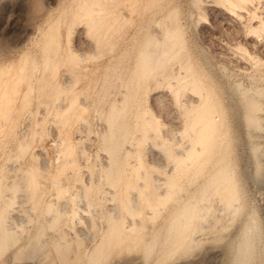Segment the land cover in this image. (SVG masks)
<instances>
[{"label":"rangeland","instance_id":"obj_1","mask_svg":"<svg viewBox=\"0 0 264 264\" xmlns=\"http://www.w3.org/2000/svg\"><path fill=\"white\" fill-rule=\"evenodd\" d=\"M82 1L29 0L24 14L26 19H29L26 20L28 24L33 27L30 38L24 43L25 46L19 43L16 36V40L14 38L9 40V48L17 45L16 52L28 51L29 56L34 60L32 66H35L36 71H33V67L29 70L32 90L30 88L27 102L22 107L16 106V115L10 124L4 120L0 121V140L2 139L0 141V223L6 227L13 226L15 236L17 233L20 235L16 236L14 243L16 246L13 247L20 246L32 237L37 229L38 238L45 240L46 246L44 245L43 248L45 252L42 250V253L30 257L26 262H23L24 258L21 255H19L21 259L19 256L12 258L11 248L0 250V264H16L15 260L19 264H87V254L102 239L109 218L116 220L117 226L127 227L126 225L134 224L144 215L145 219L144 217V220L142 219L145 222H143L144 226L141 222L138 232H142L139 234L140 240L137 243L135 241V245L127 246L129 240L126 239L124 249L119 244L113 247L109 255L104 254L101 257L104 259L96 263L130 264L134 257H143L141 242L149 240L155 230L158 231L157 237L161 241L163 227L170 218L168 216H171L175 209L180 208L183 202L190 201H194L195 207L189 235L193 236L191 239L196 237L201 239L190 249L180 247L169 251V254L167 252L165 258L158 264H209L212 246L222 243L234 234L240 220L245 218L253 217L257 221L263 243L264 177L261 182L263 187L253 181L255 161L249 147L252 144L258 146L256 156L258 161L260 160L261 169L263 167L261 173L264 176V89H262L264 88V27L256 28L257 21L253 18L252 21L248 16L251 18L250 12L255 11L258 17L264 18V0H256L259 2H257V11L252 4H249L252 7L246 4V9H242L244 11L241 10L240 14L223 10L221 0H106V2L98 0L99 13L103 10V6H106L105 13L100 16L108 20L102 22L103 28L101 26L99 31L94 33L86 32L82 19L74 16L76 10L80 11L78 5ZM12 2H14V12H17L21 8V0H12ZM253 2L256 3L255 0ZM105 3L106 5H103ZM8 8L9 6L0 7V26L8 19ZM108 23L112 26L108 27L110 26ZM169 27L177 31L171 36L172 39L170 37L175 43H172L170 50L158 64H153L155 66L153 69L152 66L150 67L151 74L148 71L146 77H143L144 74L135 77L137 72L134 71L139 63L138 60L140 61L138 54L146 46L145 44L143 46L145 37L152 35V40L153 37L158 36L164 39L162 37ZM100 30L103 38L96 35L100 34ZM104 31L106 35L103 34ZM51 32L55 35L54 41L56 45L58 43L59 48L55 52L48 51V55L57 60L50 74L48 68L46 71L47 77L56 82V88H60L59 85L61 87L67 85L60 88L59 92L57 89L55 91V88L51 89V84L49 83V86L47 83L48 78L47 81L46 78L45 80L39 78L44 71L40 66L43 56L42 44ZM161 39H158L160 43L157 48L152 46L156 53L162 50L164 41L161 42ZM166 40H168L165 41L166 44L171 42L169 39ZM151 42L153 41H150V45L145 48L150 46L151 49ZM69 51H73L74 58H77V60L72 58L71 63ZM246 53L252 55L253 59ZM67 56L68 60L63 61ZM153 61L155 62V58ZM35 63H38L39 68ZM192 77L199 78L201 84L212 89L213 99H218L217 102L222 106L225 118L221 127H226L230 138L224 162L237 186L238 199L233 203L241 204L240 212L235 215L231 213V206L226 207L223 204L214 185L208 187L206 185L207 176L218 166L211 160L200 164L196 170L194 163H188L182 170H176L175 175H178L173 185L164 179L162 181V176H166L174 165L175 153L181 152L189 143V135L180 132V125L186 119L183 113L186 102L197 99L189 89ZM253 85V90L247 93L258 99L261 105V109L258 110L259 127L256 129L246 127L238 117L236 112L238 113L240 106L234 100L239 89ZM255 88L262 90L257 92ZM59 106L66 109V112L65 109L62 111V115L55 112ZM111 106L118 108L115 107V113L113 112V118L116 120L113 119L109 123L107 121ZM150 116L155 118L156 127L163 135V141L158 142L159 144L154 143L155 141L149 137L151 131L146 120ZM119 117L123 120H121L122 137L114 164L120 165L121 179L112 185L106 178L105 166L108 159L106 160V150L102 146V141L104 134L115 127ZM36 127L38 128L35 129ZM76 137L78 141H75ZM66 144L77 155L78 162L60 164L59 149ZM228 155L229 157L225 158ZM149 161L156 164L152 172L158 175L156 182L160 195L164 189L168 192L174 187L175 189L174 192L170 191L160 196L161 201L157 200L155 203V213H151L155 211L153 207L142 205L144 211L140 207L141 216L137 218L134 217L136 215L129 214L126 199L132 200L137 205L140 204L137 190L140 184L139 173L147 163H150ZM34 165L42 169L44 175L41 176L43 180L39 177L43 184L39 183L37 187L40 190L37 197L38 204L35 203L37 200L31 201L32 197L30 198L28 192H25L27 190L21 186H18V189L11 187L15 179H18L25 170L34 168ZM198 169L202 170L201 173ZM126 179L134 183L123 184ZM159 179L162 181L161 184L158 182ZM201 210L209 217L208 220L207 216L205 218L202 215ZM50 216L54 217L51 222L48 221ZM214 217H217L216 226L214 225L216 221L212 219ZM223 224L225 227L220 230L219 240L204 239L210 236L215 228H222L223 226L219 225ZM51 236L55 240H61L68 247L74 246L68 254H71L69 262L63 263L59 260L54 245L50 244ZM220 238H223L222 241ZM262 243L258 247L259 251L254 249L247 264H264ZM157 246H154L149 254V251L145 253L144 264H156L161 252V250L157 251ZM60 247L62 244L59 245ZM221 264L230 263L226 257H223Z\"/></svg>","mask_w":264,"mask_h":264},{"label":"bare ground","instance_id":"obj_2","mask_svg":"<svg viewBox=\"0 0 264 264\" xmlns=\"http://www.w3.org/2000/svg\"><path fill=\"white\" fill-rule=\"evenodd\" d=\"M28 1L29 0H21V3H20L21 8L19 10H17V12H14V10H15V9H13L14 8L13 7L14 2H12V0H0V7L9 6V8L7 9V12L9 15L8 19L4 25L0 26V121L2 122V120H4V121L8 122L9 124L14 120V115H16L15 114L16 106L18 105V106L22 107L27 102L28 94H30V92H29L30 88L32 90V87L30 86V84H31L30 83V80H31L30 76L31 75H29L30 74L29 70L31 67H33L32 61H34V60L31 59L27 50H21L20 52H16L15 47L17 45H14L11 43V45H14V46H10L11 48H9V46H8L10 39L14 38L16 40L15 36L17 37L19 43L22 44L23 46H25L24 43L26 41H28L30 38V33L33 30L32 29L33 27H31L30 23L28 24L27 21L29 19H26V15H25L26 10H24L26 8V5H28L27 4ZM253 1L254 0H221L220 3H221V8L223 7L222 8L223 10L230 12V13L240 14V11L242 9H244V10L246 9L245 8L246 4L250 7L254 6L253 7L254 10L256 9V11H257V8H258L257 2L258 1L255 0L256 3H254ZM97 2H98V0H83L81 2V4L78 5L80 7V11L76 10V12L74 14V16H77V19H78V17L82 19L86 32L91 31L94 33L95 31L97 32V30L99 31V29L103 25L102 22L105 23L106 20H108L107 18H106V20H104L105 18L102 19V17L100 16V14H102L103 12L105 13L106 10L104 11V8L106 6H103V10L101 11V13H99V7L97 6ZM104 2H106V0ZM249 4H252V6ZM103 5H106V3ZM259 6H260V4H259ZM253 8H251V9H253ZM107 9H109V8H107ZM244 10H242V11H244ZM248 11L249 10H247V12ZM108 12H106V14ZM245 14H247V13H245ZM245 14H244V16L246 17ZM250 15H251V18H250V16L247 15L249 17V19L252 20V18H253V20L255 19V21H257L256 28L260 29V28L264 27V18L263 17H258L257 13H255V11L250 12ZM242 16H243V14H242ZM27 18H28V16H27ZM246 19H247V17H246ZM251 20H250V22H251ZM109 23H111V22L109 21ZM109 23H108V25H110ZM112 24H113V21H112ZM111 26L112 25H110L108 27H111ZM102 28H103V26H102ZM252 30H254V29H252ZM110 31H112V30H110ZM101 32H102V30H100V34L98 33L96 35H99L101 37L102 36ZM176 32L177 31L173 27L167 28V30L164 34L165 36L162 37L165 40L161 39L159 36L157 38L153 37V40L151 37L152 35L145 37V39H144L145 41L143 43V46L145 44L146 45L145 47H147L148 45H150L149 44L150 41H153V42H151V49H149L150 46H149V48L144 47L143 51H141L138 54L140 61L138 60L139 63L135 68L136 70L134 71V72H137L136 73L137 75L135 74V77L136 76L139 77V75L141 77L143 74H144L143 77L145 75L147 76L148 71L153 69V67H155V66H153V64L154 65L158 64L161 61V59L165 56V54L170 50L172 43H175L174 41L171 40L172 39L171 36L175 35ZM90 33H88V34H90ZM93 33H92V35H93ZM103 34H105V31L103 32ZM54 36L55 35H53L52 32L48 33V36H47L45 42H43L44 44H42L43 47L41 46L43 56L41 57L42 63L40 66H41L42 70H44V71H42L43 73H41L39 78L44 79V80L46 78V81L48 78L47 83L51 84V86H52L51 89L55 88V91L58 90L57 92H59L60 88H63L66 84L64 83L65 85L63 87H61V85H59L60 88L59 87L56 88L55 87L56 82H54V80L52 81L49 77H47V71H46V69L48 68L49 69V70L47 69L49 71L48 74H50L52 67L54 66V64L57 60V59H55V57L53 58V57H50L48 55L49 54L48 51L52 50L53 52H55V51H57V48H59L57 46L58 43L56 45V42L54 41L55 40ZM99 36H98V38H99ZM170 37H171V39H170ZM102 38H103V36H102ZM158 39L159 40L161 39V42L164 41V43H163L162 50L160 52L156 53L154 48H157L156 46L159 45L158 43H160V41ZM166 39H169V41L171 40V42L170 43L168 42V44H166L167 42L165 43V41H168ZM176 41L178 42V40H176ZM152 43H153V45H152ZM237 46L239 48H241L240 45H237ZM6 47H8V48L6 49ZM13 51H14V53H13ZM240 51H242V50H240ZM69 54H68V56L71 58L69 61L71 63V60H72V58H74L75 55H74L73 51H69ZM68 56L66 59L64 58L63 61L68 60V58H69ZM247 56H250V54L249 55L247 54ZM251 56H250V58H251ZM79 57H80V54H79ZM153 58H155V62L153 61ZM243 58H245V57H243ZM251 59H253V58H251ZM74 60H77V58L76 59L74 58ZM255 60L260 61L257 58H255ZM151 66H152V68L150 69ZM183 66H184V64H183ZM34 67H33V71L35 70ZM38 68H39V66H38ZM151 71H149V74H151L150 73ZM170 74L168 73V75H170ZM40 79H38V80H40ZM44 80H42V81H44ZM199 80L200 79L196 78V77H192L190 79L189 89L192 92L191 94L194 93L196 95L197 99L195 98V101L190 99V101L186 102L185 107H184V112H183L186 115V119L182 122V125H180L181 126L180 132H185V134L189 135V143L188 144L186 143L187 145H185V147H183V145H182L183 148H182L181 152L175 153V155H174L175 156V160H174L175 162H174L173 167L170 168V170L168 169L169 170L168 174L166 173L167 175L162 176L163 178L160 177V179L162 178V181L164 179V181L171 183V185H173L172 183H176L175 177L178 175V174L175 175L176 170L177 171L182 170L183 168H185L188 165V163L189 164L194 163L195 164L194 167H196L195 168V170H196L200 166V164H203L206 161L211 160V162L215 163L218 166L216 167V169L213 172H211L209 174V176H207V183H206V180H205V183H206L207 187L209 185L210 186L214 185V189L220 195L221 199L223 200V204L226 207L231 206V213L233 215H235V214L240 212L241 204L240 203H233V201L236 202L238 199L237 186H236V183L233 181L231 174L229 173V170L227 169V166L224 162L226 160V159L224 160V156H225L226 150L228 149L227 148L229 146L228 144H230V143H228L230 138H228L226 127L225 128L221 127L225 117L223 114V110L221 108L222 106L217 102L218 99L216 98L217 100H215L212 97V93H213L212 89L206 88L203 84H201V82ZM50 84H49V86H50ZM239 84L241 85V83H239ZM252 87H254V85L251 87L245 86V88H242V89H239V88H241V87H239L238 88L239 93H238L236 99H234V100L240 106L238 113L236 112L238 117L242 120V122L245 124L246 127H253V128L255 127L254 129H256L259 127V125H258V122H259L258 121V117H259L258 116V110L261 109V107H260L261 105L259 104L260 102L258 101V99L254 98L253 96H251L247 93L248 91L253 90ZM262 89H264V88H262ZM262 89L261 88L260 89L255 88V91L258 92L259 90L261 91ZM47 90H48V88H47ZM177 90H178V88H177ZM55 91H53V92H55ZM213 91H214V89H213ZM57 92H55V93H57ZM194 94H193V96H194ZM175 95H177V93ZM234 96H235V94H234ZM257 96H259V95H257ZM58 98H55V99L57 100ZM59 99H61V98H59ZM63 99H64V97H63ZM56 106H58V104ZM63 106L57 107V110L55 112L61 113V115H62V111H64V109H65V107H63ZM115 107L111 106V108H110V111L108 114V121H107L109 123H111L114 119L113 117H114V113H115V109H114ZM116 108H118V106ZM53 109H55V108H53ZM65 112H66V109H65ZM215 113H217V115H215ZM54 115H57V114H54ZM120 115H121V113H120ZM149 115H151V114H149ZM114 120H116V119H114ZM121 120H122V118H120L119 121L116 122L115 127L113 126V128L109 129L108 133L106 132L107 134L105 133L106 135L104 134V136H103L104 140L102 141V144H103L102 146L104 147V150H106L105 151L106 155H107L106 160L108 159V161H107L108 163L106 162L107 166H105L107 169L106 170V174H107L106 178L108 179V181L111 184L116 183L121 179L120 165H118V163L114 164V161L116 159V152H117V149L119 148L120 139L122 137V131L121 130H122L123 122L121 123ZM59 121H60V119H59ZM9 124H7V125H9ZM146 124L150 128V131H151V136H149L150 134L148 136L153 141H155L154 143L157 142V144H159L158 142L163 141V135H161L159 133V131L156 127L155 118H153L151 116L148 117L146 120ZM37 128L38 127H36L35 129H37ZM40 128H41V125H40ZM3 129H4V127H3ZM177 130H179V129H177ZM34 134H35V130H34ZM27 140H29V139H27ZM30 140H31V138H30ZM75 141H78L77 137H76ZM25 142L26 141H24V143ZM150 142H152V141H150ZM20 143L22 144L23 142L21 141ZM21 144H19V147H21ZM152 144H153V142H152ZM250 146L251 147H249V148L251 150V156L253 157V159L255 161L254 167H253L254 170H253V174H252L253 181L256 182V184L258 183L262 186V183H261L263 181L262 177H264L262 174L263 173V170H262L263 167L261 169V165L259 162L260 160L258 161L257 156H256V154H257L256 150H259V149L257 148L258 146L255 144H252ZM60 147H61V145H60ZM59 150H60L59 153H60L61 158L59 157L60 160H58V161L60 162V164L63 165V164L73 163L76 161L77 155L73 152V150L69 147L68 144L64 145ZM171 155H172V153H171ZM228 157H229V155L225 158H228ZM76 162H78V161H76ZM111 164H114V165L112 166ZM133 167L135 168L136 166H133ZM204 167H205V165H204ZM155 168H156V164L150 162V163H147L146 166L144 167V169H142L141 172L139 173L140 181L138 183H140V184L138 185L137 190H138V194L140 196V197H138L140 199V202H139L140 204L138 203L139 205H137V203L132 202V200L130 201L129 199H126V201H128L129 214L131 213L133 216L136 215L134 217L138 218L141 216L140 207H142V210H143V206H146V207L151 206V208L153 207L152 209H155L154 207H155L156 201L157 200L161 201L159 199L160 196L165 195L168 192V191H165V189H164V192H162L160 195V193L157 191L158 183L156 181L158 180L157 179L158 175H154V173L152 172L153 169H155ZM104 170H105V168H104ZM200 170L201 169H198V171H200ZM261 170H262V173H261ZM201 171H200V173H201ZM46 172H48V171H46ZM58 172H60V171H58ZM42 175H43L42 169L40 170L39 168L35 167V165H34V168H31L29 170H25L18 179H15L11 183V187H13V188L16 187L18 189V186H21L22 188L27 190V191H25V190L24 191L28 192L30 198L32 197L31 201L34 202L35 200H37V197L39 195L38 191H40V190L37 187H38V184L41 183L39 180V177H41ZM43 177H44V175H43ZM195 178L196 177H194V179ZM40 179H42V177ZM56 179H58V178H56ZM160 179L158 181L159 184H161V182H162V181H160ZM47 181H46V184H47ZM54 181H56V180H54ZM57 181L60 182L59 180H57ZM62 181H61V183H62ZM124 183H134V182L131 181L130 179H126L125 181H123V184ZM41 184H43V181ZM56 184H58V183H56ZM64 184H66V183L64 182ZM84 184H86V182ZM252 184H253V182H252ZM112 185H114V184H112ZM127 185L125 184V186H127ZM131 185H133V184H131ZM204 186H202V187H204ZM81 188H83V187H81ZM173 189H175V187L170 189V191L174 192ZM12 191H14V190H12ZM10 197H11V195H10ZM7 201H8V199H7ZM37 202H38V200L35 203H37ZM190 202H185V203L183 202L182 203L183 205L180 208L175 209L176 211H174V213L171 216H168L170 218H168L169 220L167 219L168 222L163 227L164 232H163V236H162L163 238L161 241H159V238L157 237L158 231L155 230L152 232V235H151L149 240H147L145 242L144 241L141 242V245L143 248V251H142L143 257H141V258L134 257L133 260L130 262V264H144L145 263L144 260L146 257L145 253L149 251L148 252V254H149L150 250L156 245H158L157 251L161 250L160 255L156 261V264H158L159 261H162V259L165 258L164 255L167 252L169 254V251H173V250L180 248V247L181 248L183 247L184 249H190L191 247L195 246V243L199 239H201V237H196V239H191L193 236L191 237L189 235L190 225H191V221H192L191 218L194 215V207H195V204H193L194 201H192L191 203ZM37 204H35V205H37ZM32 206H31V208H32ZM34 208H36V207H34ZM203 210L205 211L206 209H204V207H203ZM143 211H142V213H144ZM197 211H196V213H197ZM155 212H156V209H155V211L153 210V212L151 211V213H155ZM201 213H202V210H201ZM203 213H202V215L205 216V213L204 214ZM52 215H54V214H52ZM48 216H49V213H48ZM206 216H205V218H206ZM143 217H144V215L142 216V218H139L141 221H139V219L136 220V222L133 221L134 224H131L130 226L126 225L127 227L121 226V225L117 226L116 220H114L113 218H109L108 222H107L108 225L106 226L105 231H104V235L101 237L102 239L100 240L99 243H96L93 246V249L91 250V252L89 254H87V264H96L101 259V257H103L104 254L109 255L111 250L114 249L113 247H115V246L117 247L119 244H121V247H123V249H124V244H125L124 242L126 239L129 240L127 242V246L128 245H131V246L135 245V241L137 243L140 240L139 234H142V232L141 233H138V232L140 229V223L141 222H142V225L144 226L143 220L145 219V217H144V219H143ZM53 218H54L53 216H50L48 221L51 222L53 220ZM208 218L209 217L207 216V220H208ZM212 219L215 222L217 220V217H214ZM218 219H219V217H218ZM232 221H233V219H232ZM216 223H217V221L214 224L215 226H216ZM219 224H221V223H219ZM217 225H218V223H217ZM224 225L225 224L219 225V226H223L222 228L221 227L220 228L218 227L217 229L212 228V229H214V231L212 230L213 231L212 234H210V236H207L204 239H211V240H216V241L219 240L218 238L221 235L219 233H220V230L225 227ZM12 227L3 226L0 223V250L4 251L7 248H11L10 249V256H12V258L15 259L17 256L21 255L24 258L23 262H26L30 257L36 256L37 254H39V252H41L43 250L46 242L44 243L45 240L38 238V234H39L38 229H37V232L35 234H33L32 237L28 238L20 246H18L17 248L13 247V246H16V245H14V243H15L16 236L18 235V233L15 236V234L13 233ZM258 228L259 227H258L257 221L254 220L253 217L240 220L238 227H237L234 234L229 236L222 243L215 244L212 246V250L210 251V255H209V257H211V261H209L210 262L209 264H221V260L223 257H226L230 264H247L249 261V258L254 253V249L256 248L259 251L258 247H260V243H262V238L259 235ZM18 236H20V235H18ZM53 238L54 237H52V239H51L52 243H50V244L54 245L59 260L62 261L63 263L69 262V258H70L69 256L71 254L70 255H68V254L71 251V249L74 248V246H71V243H70L71 247H68V245H66L61 240H55ZM222 239H221V241H222ZM216 241H213V242H216ZM221 241H219V242H221ZM70 242H72V241H70ZM60 244H62V247L59 248ZM262 244H264V242ZM195 248H197V247H195ZM104 250H105V253H104ZM43 251L45 252V250H43ZM71 253H73V251ZM49 256H50V254H49ZM72 257H73V255H72ZM19 258H20V256H19ZM73 259H75V258H73ZM102 259H104V258H102ZM15 261H16V264H19V263H17V260H15ZM15 261H14V263H15Z\"/></svg>","mask_w":264,"mask_h":264}]
</instances>
